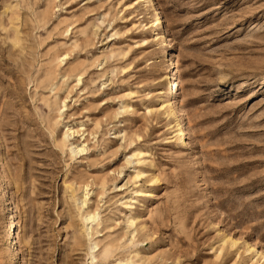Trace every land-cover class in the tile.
I'll return each mask as SVG.
<instances>
[{
  "label": "rangeland",
  "instance_id": "374dc122",
  "mask_svg": "<svg viewBox=\"0 0 264 264\" xmlns=\"http://www.w3.org/2000/svg\"><path fill=\"white\" fill-rule=\"evenodd\" d=\"M155 3L0 0V264H264V0Z\"/></svg>",
  "mask_w": 264,
  "mask_h": 264
},
{
  "label": "bare ground",
  "instance_id": "6f19581e",
  "mask_svg": "<svg viewBox=\"0 0 264 264\" xmlns=\"http://www.w3.org/2000/svg\"><path fill=\"white\" fill-rule=\"evenodd\" d=\"M142 1H148L149 7L152 8L156 12V16H157V23H156L157 27L156 28L158 30H161L163 28V24L161 21V13L158 12V10H157V4L155 3V0H142ZM170 72H171V76H168L167 79H168V83L171 84V88L169 89V91L166 92V95L170 101L175 100V102H176L177 101L176 95H177V90H178V82H177L178 79L176 78V73L174 70L170 71ZM177 110L179 113H182V111H183L182 106L179 105ZM183 116H184L183 114H180L181 128H180L179 140H178L179 144H186V142H187V133H186L187 128H186ZM84 150H85L84 146L83 147L82 146L77 147V153L82 152ZM0 183H1L0 195H1V198H3V206L5 207L6 212H7L5 214L6 228L7 229H6V232L4 235V239L8 243L9 249H11L12 257H14L15 259H18L20 252H19L18 246L15 242L16 229H17L16 210L14 207L13 200L9 194V188L5 182V177L3 175L1 167H0ZM91 218H92L91 213H89L87 220H90ZM121 264H130V262L127 261V262H123Z\"/></svg>",
  "mask_w": 264,
  "mask_h": 264
}]
</instances>
